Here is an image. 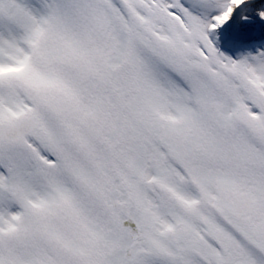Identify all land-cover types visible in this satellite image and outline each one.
<instances>
[{
    "label": "snow or ice",
    "instance_id": "6c2138e0",
    "mask_svg": "<svg viewBox=\"0 0 264 264\" xmlns=\"http://www.w3.org/2000/svg\"><path fill=\"white\" fill-rule=\"evenodd\" d=\"M0 264H264V0H0Z\"/></svg>",
    "mask_w": 264,
    "mask_h": 264
}]
</instances>
